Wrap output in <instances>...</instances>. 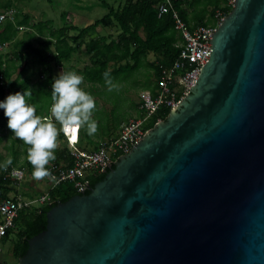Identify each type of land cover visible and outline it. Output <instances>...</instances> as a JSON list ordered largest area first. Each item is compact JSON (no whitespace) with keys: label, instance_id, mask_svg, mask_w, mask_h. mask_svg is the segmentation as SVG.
<instances>
[{"label":"water","instance_id":"1","mask_svg":"<svg viewBox=\"0 0 264 264\" xmlns=\"http://www.w3.org/2000/svg\"><path fill=\"white\" fill-rule=\"evenodd\" d=\"M195 86L17 264H264V0H235Z\"/></svg>","mask_w":264,"mask_h":264},{"label":"trees","instance_id":"2","mask_svg":"<svg viewBox=\"0 0 264 264\" xmlns=\"http://www.w3.org/2000/svg\"><path fill=\"white\" fill-rule=\"evenodd\" d=\"M123 3L117 8L109 6L107 3L101 2V6L108 10L107 14L100 19L95 20L90 26L78 28L76 26L65 25L57 30H52L49 34L54 39L53 50H50L52 40L44 36L39 38L41 44L46 49L45 54L40 56L41 65L46 74L45 79L39 84L42 94L51 95V84L53 82L54 68L60 66L61 62L68 61L75 50L72 45L84 44L85 53L89 55L91 66L85 67L82 74L87 81L99 79L105 81L104 73L110 76H117L122 72H134L139 69L143 60L148 54L155 56V61L151 64L153 70L154 83L148 88V91H154L156 80L159 78L160 68L168 67L172 64L179 52L180 36L173 28V20L170 14H164L160 17L157 15L159 0H122ZM188 3V5H187ZM14 7L11 0L2 2L0 0V10L7 12ZM174 7L179 12L181 19L189 28L197 26H212L205 21V16L197 15L198 9H211V17L214 21L212 27L217 26L215 20L216 10H220L224 16H227L233 9L225 4V0H176ZM195 8L191 16L188 15L187 8ZM198 8V9H197ZM62 17H66L65 15ZM30 17L22 15L19 11L14 12L13 18L7 17L0 22V45L10 42L17 38V34L22 27H32L38 32H42L43 23L37 22L33 25L29 24ZM102 26L105 28H115L117 36H101L97 33L96 28ZM70 31H74V36H68ZM48 36V35H47ZM17 58V57H16ZM28 54L23 58H17L24 62L23 70H28L27 62ZM128 60L132 61L128 62ZM126 61L124 65L120 63ZM109 70V68H111ZM24 73V72H22ZM0 75L4 78L0 86V100L4 99L8 94L17 91H23L29 88L31 84L30 75H26L23 80L19 78L11 80L9 67H4L2 58L0 57ZM7 90L8 93L5 92ZM3 111V110H2ZM169 110H161L150 119L146 126V131L151 129L158 121H164ZM0 116H4L3 112ZM3 119V118H2ZM6 119L4 118V121ZM114 165L112 166V168ZM108 169L105 173L90 174L88 178L89 188L82 194H88L94 185L105 178V175L112 169ZM2 183V193L0 196V204L6 199L5 196L9 191L8 179H0ZM52 203L50 205L40 206L38 208H30L28 211L23 210L19 213L16 220L22 221V227L18 228L16 240L11 249L12 256L18 260L22 257L27 248L28 241L33 236L44 231L46 227V215L48 211L58 203H63L75 195H80L70 182H64L48 192ZM13 233V229L8 231L3 240L5 243L9 236Z\"/></svg>","mask_w":264,"mask_h":264},{"label":"built area","instance_id":"3","mask_svg":"<svg viewBox=\"0 0 264 264\" xmlns=\"http://www.w3.org/2000/svg\"><path fill=\"white\" fill-rule=\"evenodd\" d=\"M176 0H159L157 15L170 14L173 28L180 36L179 52L172 64L160 68L159 78L156 80L154 91L143 93L138 104L140 116L131 118L122 123L116 137L103 140L98 149L86 152L77 147L79 129L62 134L69 146L72 158L71 166L51 167L50 171L56 177L55 181L49 179L50 190L64 182H70L80 194L89 188L88 176L90 174L105 173L117 162L118 158L127 154L143 138L146 126L150 119L161 110H173L189 95L195 86L203 66L212 54V37L216 27L197 26L189 28L181 19L174 7ZM235 0H225L228 7H234ZM14 11L0 13V22L7 17L13 18ZM225 16L220 10L215 12L217 25ZM1 48V45H0ZM4 78L0 75V86ZM159 122V121H158ZM5 179L20 181L24 178L23 169L9 168L1 171ZM52 203L48 193L35 199H6L0 204V245L3 243L8 231L14 228V222L21 210L38 208ZM1 252V249H0Z\"/></svg>","mask_w":264,"mask_h":264},{"label":"rangeland","instance_id":"4","mask_svg":"<svg viewBox=\"0 0 264 264\" xmlns=\"http://www.w3.org/2000/svg\"><path fill=\"white\" fill-rule=\"evenodd\" d=\"M2 1V0H1ZM4 1V0H3ZM2 1V2H3ZM14 2V8L17 10H24L29 16H32L35 21H42L43 23L49 24L51 30H57L59 28L67 25L68 18L72 21V24L78 28H84L85 22H76V16L86 17L90 19L91 24L97 19H100L107 14L108 10L101 6V2L107 3L109 6L117 8L123 3L122 0H12ZM211 9L200 10L198 9L196 14L205 16V21L208 25H214V21L210 13ZM66 16L65 18L62 16ZM70 23V21H69ZM219 25V24H218ZM217 25V27H218ZM96 31L101 36H111L115 38L117 36V30L115 28H105L98 26ZM84 50V49H83ZM82 55V54H80ZM79 55V59H80ZM81 63L79 61H72V63H63L59 69H55L54 79L59 75V73L67 71H75L82 74V70L85 67H90L91 62L87 53L83 51ZM155 61V56L150 53L147 58L143 60L139 69L134 72H122L117 76H110L109 78L116 85L112 91L108 90V85L105 81H100L99 79H93L92 81H84L81 87L89 92L95 98L96 108L93 113V119L98 122V131L95 134L89 135L86 129H83L85 135L90 139L95 141L96 139L102 138L105 140L114 136V133L118 132L119 125L128 121L131 118L139 117L140 111L138 109V104L144 92L148 91V88L154 83L155 79L153 77V70L151 64ZM130 64L132 61L128 60ZM126 61L121 62L124 65ZM72 64H75L74 67ZM70 66L73 68L71 69ZM38 68V67H37ZM36 68V76L37 75ZM71 69V70H70ZM112 69L109 68V70ZM29 70V68H28ZM83 75V74H82ZM32 90V103L36 104L37 114L49 116V106L51 100L49 96L40 94L38 92L37 86L31 85ZM59 127V126H58ZM10 130H4V137L0 139V156L5 158L9 157L10 150L14 153L13 164L19 162L15 157L17 150L21 151L20 157L27 162V146L23 144L22 141L14 139L15 142L13 146H10ZM10 135V136H9ZM63 135V134H62ZM59 139V138H58ZM90 140L84 142L83 145L90 143ZM58 148H61L63 144H59ZM11 147V148H10ZM10 148V150H9ZM24 152H23V151ZM4 162V161H3ZM51 163V162H50ZM49 163V164H50ZM48 164V165H49ZM16 167V166H15ZM14 166H9V168H15ZM27 168V165L24 166ZM25 173V170H24ZM25 178V176H24ZM18 182L20 184L23 182L24 185H29V175ZM16 240L15 233L10 235L7 242L0 245V264H17L16 260L12 254L11 249L14 241Z\"/></svg>","mask_w":264,"mask_h":264},{"label":"clouds","instance_id":"5","mask_svg":"<svg viewBox=\"0 0 264 264\" xmlns=\"http://www.w3.org/2000/svg\"><path fill=\"white\" fill-rule=\"evenodd\" d=\"M104 76L108 90L112 91L116 85L109 78V73L105 72ZM83 81L84 76L75 71L59 73L51 84L49 116L37 114L38 106L31 102L30 88L8 94L0 101V109L7 118V128L12 136L27 146L26 158L32 166L34 180L48 178L55 181L56 177L47 165L56 159L61 131L86 129L89 135L98 131V122L93 119L95 98L81 87ZM12 163L13 159L9 156L0 168L7 170Z\"/></svg>","mask_w":264,"mask_h":264},{"label":"crops","instance_id":"6","mask_svg":"<svg viewBox=\"0 0 264 264\" xmlns=\"http://www.w3.org/2000/svg\"><path fill=\"white\" fill-rule=\"evenodd\" d=\"M6 1L7 0H4L3 3ZM13 5H14V2H13ZM187 5H188V3H187ZM14 7L10 8V9H12L14 12L19 11L22 15H28L24 10H19L18 8L16 10ZM187 11H188V15L191 16V14L194 13L195 8L188 7ZM0 13H4V11L0 10ZM29 17H30V22H29L30 25H33L37 22L43 23L42 21H35V19L32 16H29ZM69 21H70V23H69ZM75 21L78 23L79 22H85L84 23L86 25L85 27H88L93 23L92 22L91 24H89L91 22L90 19H87L86 17L78 16V15L76 16ZM67 25L74 26L72 24V21L69 18L67 21ZM52 30H54V29H52ZM52 30H51L49 24H47V23H43L42 32H38L35 28H32V27H28V28L22 27L19 30L16 39H14L10 42H7V43H3V45L1 44V48H0V57L2 58L3 66L9 67V72L11 73V77H10L11 80H15L17 78H19V80H23L26 75H30V77H31L30 87L32 84L37 86L38 92L40 94L42 93V89L39 87V84L46 77V74L43 73L44 68L41 65L40 56L45 54L46 49L44 48L43 44L40 43L39 38L44 36L45 38L51 39L49 34ZM0 31H2V29H0ZM74 35H75L74 31H70L68 33L69 37L74 36ZM51 40H52V44L50 45V50L52 51L53 50V42L55 40L54 39H51ZM72 44H73V42H71L69 46H74L75 50L72 53L70 59L68 61L61 62L60 66L54 68V75H55V69H59L63 63H69V62L72 63V61H77V62L79 61V63H81V59L83 57L82 56L83 51L85 52V50H83L84 44L83 43H81L79 45H72ZM27 54H28L27 62H28L29 70L24 71L23 70L24 62L20 61V60H16V59L20 58V57L23 58ZM80 54H82V55H80ZM79 55H80V59H79ZM74 65L75 64H72L73 67H74ZM72 66H70L71 69L73 68ZM36 68H37L38 78H37L36 73H35ZM22 72H24V73H22ZM54 75H53V80H54ZM5 92L8 93L7 90H5ZM3 100L4 99H2L0 101H3ZM2 110L3 109H0V114H2V112H3ZM42 116H46V115L43 114ZM4 118L6 119L5 121H4ZM120 125H119V127H120ZM5 129H8L7 128V118L4 116L3 117L0 116V139L2 137L5 138L4 137V133H5L4 130ZM9 132L11 135V136L9 135L10 141H11L10 146L12 147L14 142H15V140H14L15 137L12 136L11 131H9ZM118 132H119V130H118ZM118 132L114 133V136H112V137H116ZM78 136H79V141L77 143V147L81 150L86 151V152H90V151L98 149L100 143L103 141L102 138L96 139L95 141L90 140L85 135L83 129H79ZM58 138H59L58 139V145L63 144V146L61 148H58L59 146L57 147V149L55 151L56 159L54 161H52L49 165H47V167L49 169L51 167L63 168V167L71 166V164H72V158L69 154L70 148L66 143L65 137L62 135V131L60 132V135ZM86 138H87V140H90V143L83 145L84 142H86ZM10 148H9V150H10ZM20 153H21V151H19V150H17V153H15V157L17 158V160H19V162H16V165H14L12 163L11 166H14V167L16 166L15 169L25 170V173H24L25 178L29 175L28 179H31V180H29V185H24L23 182L20 184V182H16V181L8 179L9 183L7 186L9 188V191L6 194L5 199H26V200L27 199H35V198L40 197L43 194L48 193L50 190L49 179L45 178L43 180H34L32 177V170H33L32 166L28 163V161L26 162L20 157ZM9 156H11V157L14 156V153H11V150H10ZM3 161H5V158H2L0 156V164H2ZM25 165H27V168L24 167ZM1 171H3L2 168H0V179H3V174L1 173ZM0 185H2V183H0ZM1 193H2V188L0 186V196H1ZM24 210L28 211L29 209H24ZM22 211L23 210H21L20 212H22ZM21 227H22V221L21 220H15L13 233H16L18 228H21ZM13 233H11V234H13ZM9 238H10V236H9Z\"/></svg>","mask_w":264,"mask_h":264}]
</instances>
